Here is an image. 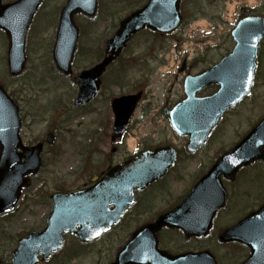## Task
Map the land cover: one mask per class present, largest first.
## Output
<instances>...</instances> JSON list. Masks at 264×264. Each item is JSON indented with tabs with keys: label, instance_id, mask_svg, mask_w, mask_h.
Here are the masks:
<instances>
[{
	"label": "rangeland",
	"instance_id": "obj_1",
	"mask_svg": "<svg viewBox=\"0 0 264 264\" xmlns=\"http://www.w3.org/2000/svg\"><path fill=\"white\" fill-rule=\"evenodd\" d=\"M14 1L2 0V3ZM146 1L97 0V14L93 19L76 15L74 23L79 28V39L71 76H63L56 70L51 55L59 12L66 0L43 1L27 32L26 66L17 78L7 74V39L0 31V83L19 108L22 143L29 146L42 142L49 132L56 137L52 147H45L41 157L42 168L36 177L30 179L22 203L13 213L0 218V264H10L11 252L19 237L29 231H38L45 225L50 212L48 195L74 192L92 185L112 164L122 162L130 155L131 149L127 148L130 143H135L137 150L167 143L175 146L182 152L175 169L157 190L152 187L136 195L135 204L109 236L84 249L72 242L71 238L67 239L65 253L77 250L81 255L64 264H109L137 227L152 222L159 213L166 212L184 198L217 157L234 146L264 115V42L258 51L251 96L225 114L196 154L189 157L183 152L186 139L174 136L159 113L170 96L175 95L176 101L182 96V75H176L177 68L169 64L176 39L183 40L178 49L180 51L184 45L188 50L189 46H202L203 51L192 48V56H189L193 58L192 62H205L196 72L193 71L195 73L218 63L231 52L234 44L229 31L212 30L215 39L211 33L193 31L196 22L186 24L191 19L199 18L195 20L201 22L199 26L210 30L207 23L213 27L217 23L224 0H215L212 4L210 2L213 0H185L181 10L186 20L174 38L158 39L147 32L134 37L125 51L139 59L126 69L125 79H119L121 66L110 67L104 76L110 81L103 78V87L97 97L84 107H74L77 85L73 78L102 58L97 60L96 56L104 53L105 43L113 36L119 22ZM240 1L244 6L250 1L254 13L264 17V0ZM130 6L133 7L130 9ZM202 39L206 45L199 43ZM207 42L211 43L210 46ZM174 49L177 53V49ZM162 50L165 51L164 60H167L161 66L158 53ZM177 59H174L175 65ZM160 66L166 69L161 72L158 70ZM136 91H143L144 99L139 103L119 145L120 142L115 143L111 139L113 116L110 102ZM213 91L207 90L202 95H209ZM241 174L233 184L225 185L228 202L216 218L208 238L186 240L178 232L166 230L158 235L159 248L172 255L208 250L218 264H240L244 260L241 252L218 244L217 236L221 229L233 226L264 202V166L256 164ZM49 264L63 263L55 259Z\"/></svg>",
	"mask_w": 264,
	"mask_h": 264
},
{
	"label": "water",
	"instance_id": "obj_2",
	"mask_svg": "<svg viewBox=\"0 0 264 264\" xmlns=\"http://www.w3.org/2000/svg\"><path fill=\"white\" fill-rule=\"evenodd\" d=\"M41 1L18 0L1 6L0 0V29L8 38L7 66L11 76L19 75L24 69L25 35ZM182 1L148 0L141 9L120 21L113 37L106 43L105 57L74 79L78 86L75 106L87 104L96 96L101 76L133 35L144 29L161 35L175 32L182 21L179 11ZM96 7V0H68L61 10L52 59L56 69L64 75L71 74L78 39L73 16L80 13L91 18ZM243 14L231 32L235 44L232 52L211 68L188 75L183 81V100L171 110L164 109L174 132L188 137V153L202 146L225 112L250 95L257 51L264 38V18L247 9ZM183 70L184 65L180 72ZM211 85L218 87L213 95L197 96ZM138 101L137 95L121 96L111 101L113 140L121 139ZM19 129L17 107L0 85V214L12 210L21 188L27 185V177L36 175L41 165L42 145L24 147ZM46 142L53 144L52 134L47 135ZM175 158L170 147L157 148L114 166L87 189L51 196L52 211L47 226L41 233H30L27 239L19 242L12 264H36V255L42 256L41 261L47 260L60 249L64 233L74 234L85 243L107 232L133 203V192L163 177L174 165ZM259 160L264 163V117L216 161L178 206L134 231L113 264H216L207 251L175 256L159 251L156 234L168 227L182 230L186 239L206 236L213 216L226 200L220 176L233 179L238 169ZM110 206H113L112 210ZM252 233V240H256L253 244L249 241ZM236 240L251 249V256L244 264H264V205L219 237L221 242ZM259 252L261 256H258Z\"/></svg>",
	"mask_w": 264,
	"mask_h": 264
},
{
	"label": "flooded vegetation",
	"instance_id": "obj_3",
	"mask_svg": "<svg viewBox=\"0 0 264 264\" xmlns=\"http://www.w3.org/2000/svg\"><path fill=\"white\" fill-rule=\"evenodd\" d=\"M250 167H253V166H250ZM250 167L244 168V169H242L240 172H242V171H244V170H246V169H248V168H250ZM235 180H236V178H235ZM235 180L232 181V182H230V181H226V184H233V183L235 182ZM29 186H30V180H29V182H28V185H27L25 188H23V189L21 190V196H20V198H19V201H18L17 205H16L15 208L13 209V211H14L17 207H19V205L22 203V201H23V197H24V193L26 192V189L29 188ZM53 194H54V193H53ZM51 195H52V194H50V195L47 196V199H48V207L50 206L49 198H50ZM50 208H51V207H50ZM13 211H11L10 213H7V214H4V215L0 216V218H2V217H4V216H7V215H9V214H11V213H13ZM48 215H49V213H48ZM48 215H47V218H48ZM46 222H47V219H46ZM45 224H46V223H45ZM44 226H45V225H44ZM44 226H43L40 230H38V231H29V232H27L25 235L19 237V238L16 240V243H15L14 249H13L12 252H11V259L13 258V254H14V252H16V250L18 249V244H19V242H20L21 240H23V239H26V238L28 237V234H29L30 232L40 233V232L43 230ZM112 232H113V230H112L111 232H108V233H106V234H103L102 236H100L99 238L95 239L94 241H91V242L86 243V244H83V243L79 242V240H78L75 236H72V235H69V234L64 235V242H63L61 248H60L56 253H54V254H53V255H52L47 261H41V256H40V255H36L37 260H38L36 264H49V263H51L52 261H54L55 259H59L60 261H62L63 264H64L65 262H67V261H69V262H70V261H74V260H76L81 254H80L79 251H77V250H72V251L70 250L69 253H67V252L65 253V247H66V245L68 244V242H67V239H68V238H71V239L73 240L72 242H74L76 245H78L79 247H81V249H84L85 247L92 245L95 241L100 240V239L103 238L104 236H109ZM228 246L231 247L232 251H237V250H239V251L241 252L242 258H244V260H243L240 264H242L244 261H246V260L249 258L250 254H251L250 249H249L248 247H246L245 245H243V244H240V243L234 242V243H230V244H228ZM71 252H72L73 254H72ZM81 252H82V251H81ZM118 252H119V250H118ZM118 252H117V253H118ZM117 253H116V254H117ZM71 254H72V255H71ZM116 254H115L113 260H112L109 264H112V263L115 261ZM11 259H10V264H11Z\"/></svg>",
	"mask_w": 264,
	"mask_h": 264
},
{
	"label": "trees",
	"instance_id": "obj_4",
	"mask_svg": "<svg viewBox=\"0 0 264 264\" xmlns=\"http://www.w3.org/2000/svg\"><path fill=\"white\" fill-rule=\"evenodd\" d=\"M215 0H213V1H211L210 2V4H212L213 2H214ZM209 4V5H210ZM133 6H130L129 8L131 9ZM192 21V20H191ZM94 56H96V55H94ZM103 56V53L102 54H100V55H97L96 56V59L98 60V59H100L101 57ZM137 59H139V58H137V56H135V55H133V54H129V53H126V52H124L123 54H122V56L115 62V64L113 65V67H119V66H121V71L119 72V79L120 80H124L125 79V77H126V73H127V68H129L130 66H132V65H134L135 63H136V61H137ZM140 61V60H139ZM127 64V65H122V64ZM202 64H205V62H204V60H195L192 64H191V67L192 68H198L199 66H201ZM118 79V80H119ZM117 84H120V82H117ZM116 84V85H117Z\"/></svg>",
	"mask_w": 264,
	"mask_h": 264
}]
</instances>
